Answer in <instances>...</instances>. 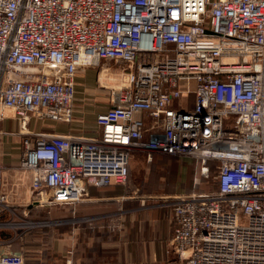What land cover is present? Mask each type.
<instances>
[{"label":"built area","instance_id":"1","mask_svg":"<svg viewBox=\"0 0 264 264\" xmlns=\"http://www.w3.org/2000/svg\"><path fill=\"white\" fill-rule=\"evenodd\" d=\"M103 60L123 82L99 135L23 142L16 169L37 203L124 186L133 153L195 161L216 187L171 199L178 260L264 264V0H0V117L69 122L78 68ZM0 264H24L13 240Z\"/></svg>","mask_w":264,"mask_h":264},{"label":"crops","instance_id":"2","mask_svg":"<svg viewBox=\"0 0 264 264\" xmlns=\"http://www.w3.org/2000/svg\"><path fill=\"white\" fill-rule=\"evenodd\" d=\"M107 64L110 62L103 60L98 68H95L96 70L78 68L73 112L69 122L30 118L21 125L11 112L2 114L0 117V162L4 171L0 192L6 197V206L13 214L8 210L2 211L0 221L29 222L27 219L29 213L39 212L44 208L33 197L29 186V175L16 169L25 151L24 140L33 141V136L36 134L83 138L99 135L95 118L98 113L109 108V93L114 87L110 82L117 74L111 73ZM141 156L146 163L154 161V157L148 161L146 156L136 153L131 156L129 167ZM175 160L178 161L175 174L179 184L187 186L193 183L197 186L200 183L197 162ZM124 186L92 187L89 189L87 198L70 207L66 206L65 214L54 212V218L58 219L60 227H63V224L71 226L70 233L53 234L52 239L55 243L51 249H35L30 245H23L24 264H158L161 258L164 259L163 242L170 237L172 225L173 211L168 205V199L176 195L171 197L127 195ZM36 216L33 215V217ZM122 216L126 221L125 226L128 231L124 235L127 236L120 234L112 236L109 234L110 227L114 222L120 226ZM13 225L12 228L5 229L11 232L9 238L0 237V241L15 239L16 224ZM2 230L0 229V232ZM120 236H122L121 240L124 237L129 238L128 241L132 247L130 251L121 252L111 249V242L119 240ZM26 239L40 240L35 236H26ZM133 241H140V243H131ZM14 246L20 250L15 242Z\"/></svg>","mask_w":264,"mask_h":264},{"label":"rangeland","instance_id":"3","mask_svg":"<svg viewBox=\"0 0 264 264\" xmlns=\"http://www.w3.org/2000/svg\"><path fill=\"white\" fill-rule=\"evenodd\" d=\"M110 64H107L108 67H110L111 73H117L113 77V82L111 81L110 84L112 86H118L121 82H123V78L118 76V73L120 72V68L117 64H115L113 61H109ZM101 63V62H100ZM99 66V65H98ZM98 66L94 67H88L87 69H95L98 68ZM86 69V68H85ZM96 70V69H95ZM107 74V73H106ZM105 74V77L108 78V76ZM102 90V89H100ZM108 92V91H107ZM136 153H133L134 155ZM144 155V154H142ZM146 156V155H144ZM156 156L160 155H153L154 161L151 163H146L144 158L141 156V158L134 160L129 167V174L128 179L126 182V185L124 186L126 188V194L127 195H133V196H151V197H168L173 195H187L192 193H200L197 190H210L214 186H195L193 185H187L184 186L182 183L179 184L178 179L176 178V169H177V163L178 161L175 160V162L171 161V163L164 161L162 159H157ZM198 164V163H197ZM199 166V165H198ZM129 185V186H128ZM132 185V186H130ZM180 190L181 192H179ZM177 195V196H178ZM171 199H168V205H170ZM66 206L71 205H64L60 207H47L44 206V208L41 211H36L29 213L27 215V219L29 222L27 225H17L16 230H14L16 237L13 240L20 248L21 253L23 254L25 251L22 248L23 245H30L32 248L35 249H51L53 248V243H55L52 239V235L55 233H61V234H69L71 230V226L69 224H63V227H60V224L58 223V219L56 220L54 218V212H62L63 214L66 213L65 209ZM41 212V214H40ZM33 215H37L36 217H33ZM121 225L118 226L114 222V224L111 225L109 234L112 236H118L124 235L126 231L125 222L123 219V216L121 217ZM31 222V223H30ZM16 223H24V222H16ZM173 216H172V225L170 228V237L163 242L164 244V259H160L158 264H182L180 260H178L177 255L174 253L170 246V240L173 233ZM5 230V229H3ZM61 230V231H60ZM8 233V236H5L3 239L9 238L11 232L4 231ZM30 236H35V238H40L39 241H30L26 239ZM122 236L119 237V240L111 242V249L112 250H120L121 252L124 251H130L132 247H130V242L128 241L129 238H123L120 239ZM126 239V240H125ZM131 243H140V241H133ZM69 244V243H68ZM24 257V256H23Z\"/></svg>","mask_w":264,"mask_h":264},{"label":"trees","instance_id":"4","mask_svg":"<svg viewBox=\"0 0 264 264\" xmlns=\"http://www.w3.org/2000/svg\"><path fill=\"white\" fill-rule=\"evenodd\" d=\"M157 157V159H162V158H164V159H162V160H164V161H166V160H169L170 162H171V160H173V162H175L174 161V159L175 158H172V157H168V156H156ZM171 159V160H170ZM203 185H205V186H214L213 188H211L210 190H207V191H205V190H197L198 192H200V193H208V192H212V191H214L215 190V179H214V174H212V177L210 178V179H208V180H202V181H200V183L197 185V187L198 186H203ZM5 230H2L1 232H0V237H5V236H8L7 235V233L6 232H4Z\"/></svg>","mask_w":264,"mask_h":264}]
</instances>
